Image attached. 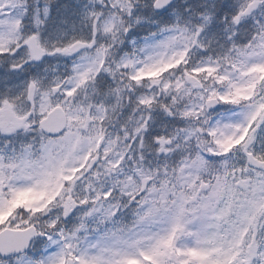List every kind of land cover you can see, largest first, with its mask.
Segmentation results:
<instances>
[{"label":"snow or ice","instance_id":"snow-or-ice-1","mask_svg":"<svg viewBox=\"0 0 264 264\" xmlns=\"http://www.w3.org/2000/svg\"><path fill=\"white\" fill-rule=\"evenodd\" d=\"M0 264H264V0H0Z\"/></svg>","mask_w":264,"mask_h":264}]
</instances>
